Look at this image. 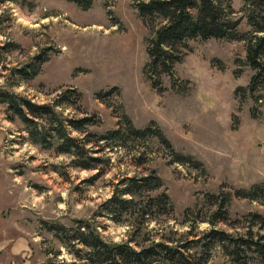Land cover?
Returning <instances> with one entry per match:
<instances>
[{"label":"rangeland","instance_id":"obj_1","mask_svg":"<svg viewBox=\"0 0 264 264\" xmlns=\"http://www.w3.org/2000/svg\"><path fill=\"white\" fill-rule=\"evenodd\" d=\"M137 1L92 0L81 11L67 0H0V91L56 106L68 120L90 119L81 130L66 129L83 149L76 157L33 143L0 102V264H96L79 242L87 227L106 243L136 250L151 242L202 239L211 230L233 237L251 233L264 245L262 197L236 195L264 186V87L254 94L258 102L235 94L253 75L243 64L244 42H190L174 66L179 90L163 76L158 93L142 72L149 30L134 8ZM230 6L237 17L244 15L241 1ZM238 29L251 30L245 19ZM124 115L136 130L156 124L173 151L193 163L173 162L153 138L105 140L107 132L124 129ZM151 176L162 187L138 196L127 214L105 210L127 178ZM163 193L172 212L147 211L145 195ZM223 193L230 197L224 221L212 218ZM201 253L205 264H241L216 244ZM240 259L264 264V253L251 250Z\"/></svg>","mask_w":264,"mask_h":264},{"label":"trees","instance_id":"obj_2","mask_svg":"<svg viewBox=\"0 0 264 264\" xmlns=\"http://www.w3.org/2000/svg\"><path fill=\"white\" fill-rule=\"evenodd\" d=\"M67 1L81 11H87L92 6V0ZM231 1L147 0L143 2L138 0L134 4L138 17L149 30V35L145 39L147 62L142 72L150 82L152 89L158 93L163 92L161 79L166 76L170 80L171 88L179 90L181 81L175 75L174 66L183 62L186 54L190 51V42L209 39L228 42L242 41L245 44L243 64L253 71V75L249 85L246 88H237L235 94L242 93L241 101L245 95H248L254 99V102H258L254 94L264 87V0H239L243 3L241 12L244 15L241 17L236 16L230 6ZM243 19L251 30L240 33L238 28ZM239 60H236L235 64L242 63ZM38 72L39 68L34 70L33 75L29 78L35 77ZM19 74L20 76L25 75L24 70L19 71ZM186 83L184 82V84ZM73 93L75 101L80 100L81 95ZM98 98L100 97L98 96ZM63 100L61 102H70ZM0 102L6 105L7 112L13 114L26 126L33 143L42 147H53L58 153L74 152L76 157L82 155L83 149L76 145L75 140L68 135L66 129L70 127L73 130H81L84 124H90V119L68 120L57 111L56 106L51 104L36 105L2 91H0ZM41 121H45V123L43 124ZM46 125L51 126V132ZM120 128L124 129L107 132L104 139L120 141L125 137L143 141L153 138L173 154V162L193 163L192 157H184L173 151L162 130L154 123L143 130H136L124 115ZM90 168L85 167V169ZM126 181L125 189L119 193L116 191L104 203L103 206L105 210L109 211V214L119 212L127 214L134 201L139 198L138 196L162 187V181L157 176L127 178ZM237 194L239 197L252 200L261 196L264 203V186H255L250 191L238 190ZM145 198H147V211L156 209L158 212L170 214L173 210L169 197L164 193L156 197L145 195ZM229 200L230 197L223 193L219 202L220 209L212 218L217 220L221 215L222 220H225L227 213L222 208L228 204ZM256 218L259 219V217ZM87 229L88 231L79 238V242L89 250L86 259L96 264H155L160 262L165 264H205L207 258L202 257L201 252L209 251L214 244L221 246L227 257L241 264H246V262L240 261L242 253H249L251 250L259 255L264 253V245L254 241L251 233H248L246 237H233L226 232L211 230L202 239L180 242L179 245L151 242L148 246L136 250L128 243H106L97 233L94 235L88 227ZM190 248H199L201 252L194 256L189 253Z\"/></svg>","mask_w":264,"mask_h":264}]
</instances>
